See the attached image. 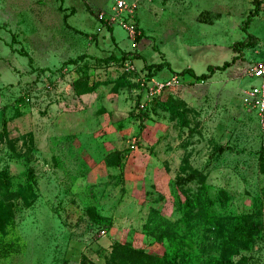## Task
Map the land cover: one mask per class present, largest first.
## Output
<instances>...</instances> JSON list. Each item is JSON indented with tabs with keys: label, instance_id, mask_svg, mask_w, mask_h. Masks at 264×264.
Wrapping results in <instances>:
<instances>
[{
	"label": "rangeland",
	"instance_id": "374dc122",
	"mask_svg": "<svg viewBox=\"0 0 264 264\" xmlns=\"http://www.w3.org/2000/svg\"><path fill=\"white\" fill-rule=\"evenodd\" d=\"M115 1L0 0V264H264V0Z\"/></svg>",
	"mask_w": 264,
	"mask_h": 264
},
{
	"label": "built area",
	"instance_id": "2783aa9c",
	"mask_svg": "<svg viewBox=\"0 0 264 264\" xmlns=\"http://www.w3.org/2000/svg\"><path fill=\"white\" fill-rule=\"evenodd\" d=\"M138 7L137 1L134 0H116L110 10L98 13L97 17L101 23L98 31L119 25L126 31L132 46L137 47V39L141 35L137 19ZM247 74L256 78L258 83L244 90L242 100L245 105L258 112L261 128L264 130V55L252 64ZM175 83H179L177 76H173L171 80L153 81L147 89L148 97H157ZM142 106L145 107L146 103H142ZM102 233L105 234L106 230L103 229Z\"/></svg>",
	"mask_w": 264,
	"mask_h": 264
},
{
	"label": "trees",
	"instance_id": "16d2710c",
	"mask_svg": "<svg viewBox=\"0 0 264 264\" xmlns=\"http://www.w3.org/2000/svg\"><path fill=\"white\" fill-rule=\"evenodd\" d=\"M109 29H113V27H109ZM25 55H28V53L25 51V52H23ZM231 63L230 62H226L224 65H222V66H210V69H211V71L213 72V71H215V69H225V68H227L229 65H230ZM188 72H191V73H193V70H187ZM207 74H202V77L203 76H206ZM7 176H9L8 175V173H6V172H0V178H4V179H6L7 178ZM122 250H124V252L125 253H127L128 252V248L127 247H125V249H123L122 248ZM133 264H161V260H156V261H149V259L148 258H143L142 260L141 259H139V260H136V261H134L133 262Z\"/></svg>",
	"mask_w": 264,
	"mask_h": 264
},
{
	"label": "crops",
	"instance_id": "0c3cea01",
	"mask_svg": "<svg viewBox=\"0 0 264 264\" xmlns=\"http://www.w3.org/2000/svg\"><path fill=\"white\" fill-rule=\"evenodd\" d=\"M263 55H264V53L261 55V57H262ZM261 57H260V58H261Z\"/></svg>",
	"mask_w": 264,
	"mask_h": 264
}]
</instances>
